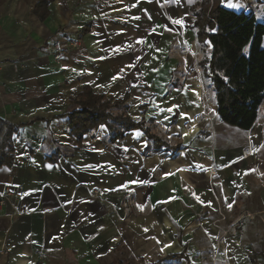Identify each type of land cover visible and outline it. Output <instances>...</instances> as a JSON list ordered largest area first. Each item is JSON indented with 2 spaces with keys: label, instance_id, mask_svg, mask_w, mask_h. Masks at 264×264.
I'll return each instance as SVG.
<instances>
[{
  "label": "crops",
  "instance_id": "crops-1",
  "mask_svg": "<svg viewBox=\"0 0 264 264\" xmlns=\"http://www.w3.org/2000/svg\"><path fill=\"white\" fill-rule=\"evenodd\" d=\"M194 1L0 0V117L20 126L13 165L0 168V191L19 195L0 206V264H212L217 249L218 263L252 264L242 223L258 211L236 206L259 180L243 151L264 145V101L249 131L219 119L210 79L181 54ZM71 40L57 60L54 44ZM87 86L187 148L155 152L140 130L111 143L107 126L79 141L68 113Z\"/></svg>",
  "mask_w": 264,
  "mask_h": 264
},
{
  "label": "trees",
  "instance_id": "trees-1",
  "mask_svg": "<svg viewBox=\"0 0 264 264\" xmlns=\"http://www.w3.org/2000/svg\"><path fill=\"white\" fill-rule=\"evenodd\" d=\"M197 1V5L190 10L195 17L192 29L196 31L198 42H207L211 46L203 66L215 91L217 115L222 122L249 131L256 123L264 101V23L252 12L237 13L225 8L222 0ZM123 104L124 101L111 104L105 96L96 95L91 87H85L73 101L78 109L68 113L73 134L81 141L91 131L107 126L110 141L114 143L124 140L127 133L140 130L152 143L155 152L175 154L187 148L168 145L151 133L144 123L134 122L124 111L115 113L123 110ZM19 128L0 117V168L13 165L14 137ZM249 257L252 264H261L264 251H252ZM180 258L172 255L166 260Z\"/></svg>",
  "mask_w": 264,
  "mask_h": 264
},
{
  "label": "rangeland",
  "instance_id": "rangeland-1",
  "mask_svg": "<svg viewBox=\"0 0 264 264\" xmlns=\"http://www.w3.org/2000/svg\"><path fill=\"white\" fill-rule=\"evenodd\" d=\"M195 4H191V9H193L199 1L195 0ZM231 2L233 4H237L238 7L233 9H240L243 8L245 12H252L256 15L257 19H259L260 22H264V0H222V5L228 7V3ZM240 3V4H239ZM243 5V7H242ZM230 8V7H229ZM191 17H193L192 14H190ZM183 28L180 32H182ZM191 35L196 36V31H191ZM208 43H200L197 41V50L195 54L189 53V57H191L196 64H198V70H201L202 77L204 78L207 86L210 87L208 81H207V71L206 68L203 66V62L206 58L209 56V48ZM180 47V46H179ZM182 54V53H181ZM184 55V54H183ZM144 59H149V57L145 56ZM143 59V60H144ZM204 88L209 92V97L212 98L211 95H213V91H210L206 88V85H204ZM201 97V96H200ZM256 136H258L256 134ZM245 149L251 150V155L248 156V158H254L255 161H257V164L255 163L254 169L257 171L258 181H254L252 183V193L251 195H247L246 197L242 194L241 201L236 206V210H243L247 209L250 211H258V215L256 217H250L247 216L248 219H245L242 224L244 234L243 236V243L249 247L250 250H254L257 252L264 251V175H262L261 171V164L263 163L262 156H264V145L261 148V146L258 145H251L249 144ZM244 149V150H245ZM244 158V155H243ZM221 197L223 195L221 194ZM220 208L223 210L225 208V205H221ZM243 215V214H242ZM249 218H252L249 221ZM227 235L226 232H223L220 237L217 240V243H221L223 240V237ZM221 256V251L219 249L212 252L211 258H212V264H223L218 263L219 258ZM218 260V261H217Z\"/></svg>",
  "mask_w": 264,
  "mask_h": 264
},
{
  "label": "built area",
  "instance_id": "built-area-1",
  "mask_svg": "<svg viewBox=\"0 0 264 264\" xmlns=\"http://www.w3.org/2000/svg\"><path fill=\"white\" fill-rule=\"evenodd\" d=\"M183 35L185 37L184 42L181 45V53L183 54H195L196 49L194 48L193 44V39L191 38L190 34L188 31H184ZM79 46L78 41L71 40L69 42L65 41H58L54 44V49H53V55L54 57L59 60L60 58L63 57V55L67 52L73 51L77 49ZM190 75L197 81L196 87L198 91L200 92L201 98L210 101L209 92L204 88L203 84L198 81L199 77L197 76L196 72L194 70L190 71ZM208 119V117H205L203 115H199L196 117V122L197 124L201 123L202 121ZM188 128V126H186ZM244 158H248V156L251 155V150L250 149H245L243 151ZM102 195L101 190H94L93 196L95 198H98ZM19 201V195L14 192L13 190L7 188L4 191H0V206H6V205H11L13 208H16L17 203Z\"/></svg>",
  "mask_w": 264,
  "mask_h": 264
},
{
  "label": "snow or ice",
  "instance_id": "snow-or-ice-1",
  "mask_svg": "<svg viewBox=\"0 0 264 264\" xmlns=\"http://www.w3.org/2000/svg\"><path fill=\"white\" fill-rule=\"evenodd\" d=\"M228 7H230V8H236V7H238V5L237 4H233V3H231V2H229L228 3V5H227ZM173 23H176V24H183V20H174L173 21ZM173 109H168V111H172ZM185 135H187V133H185ZM239 174V173H238ZM231 204L229 205V208H231Z\"/></svg>",
  "mask_w": 264,
  "mask_h": 264
},
{
  "label": "bare ground",
  "instance_id": "bare-ground-1",
  "mask_svg": "<svg viewBox=\"0 0 264 264\" xmlns=\"http://www.w3.org/2000/svg\"><path fill=\"white\" fill-rule=\"evenodd\" d=\"M193 90V89H192Z\"/></svg>",
  "mask_w": 264,
  "mask_h": 264
}]
</instances>
